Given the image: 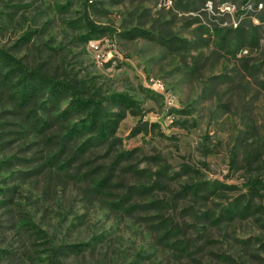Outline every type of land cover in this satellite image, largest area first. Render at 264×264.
<instances>
[{
  "label": "rangeland",
  "instance_id": "1",
  "mask_svg": "<svg viewBox=\"0 0 264 264\" xmlns=\"http://www.w3.org/2000/svg\"><path fill=\"white\" fill-rule=\"evenodd\" d=\"M189 2L92 0L112 32L91 38L84 0H0L1 47L86 97L140 105L76 153L92 136L68 141L84 119H57L71 98L22 111L0 78V264H49L79 244L63 264H264V191L246 187L264 181V26L242 0ZM141 123L150 132L133 136Z\"/></svg>",
  "mask_w": 264,
  "mask_h": 264
},
{
  "label": "trees",
  "instance_id": "2",
  "mask_svg": "<svg viewBox=\"0 0 264 264\" xmlns=\"http://www.w3.org/2000/svg\"><path fill=\"white\" fill-rule=\"evenodd\" d=\"M92 0H84V21L88 30L89 37L95 38L104 36L112 32L111 29L95 25L90 17L91 11H95V7L90 3ZM214 1V0H209ZM260 1V0H259ZM248 0H242V5L247 4ZM222 3L228 4V0H222ZM188 6L191 8L188 11H197L199 7L206 6V0H190ZM264 15V14H263ZM257 19L264 23V17L257 15ZM261 30V27L255 30ZM255 35V32H253ZM27 35L23 39L29 40ZM242 44H245V40ZM241 44V45H242ZM239 46V41L236 43ZM243 46V45H242ZM0 78L2 85L9 91V95L13 103L22 111H28L34 104L37 98L46 96V101L42 103L44 110L53 112L54 107L59 101L65 97L71 98L69 107L64 110L57 119L63 120L71 114H78L84 116L78 124L68 129V141L75 140L84 134H90L92 138L78 148L76 153H84L95 143L109 142L116 134L117 127L122 119H124L126 112L140 111V105L133 101L128 94L113 93L110 96L96 100L92 97H86L82 90V82L76 79L58 78L52 76L45 71L29 67L21 59H18L10 53L9 50L0 46ZM109 107H115L118 112L111 114L107 110ZM48 127L49 122L43 120L35 121V128L40 126ZM156 126H151V128ZM142 132L149 133L150 126L148 123H141L139 127L133 130V136ZM56 157H60V154ZM123 156L119 155L118 161ZM73 159L65 163L68 167ZM118 163H116L117 165ZM107 181L98 183L97 190H103L107 187ZM249 193L253 196H260L264 191V181L261 179L249 180L246 184ZM183 191L191 192L198 196L200 188H193L191 186L184 187ZM225 216L230 217L232 212L225 211ZM86 248V244L65 246V248H52L49 256V264H63V250L80 252Z\"/></svg>",
  "mask_w": 264,
  "mask_h": 264
},
{
  "label": "built area",
  "instance_id": "3",
  "mask_svg": "<svg viewBox=\"0 0 264 264\" xmlns=\"http://www.w3.org/2000/svg\"><path fill=\"white\" fill-rule=\"evenodd\" d=\"M227 11H230V7L226 8ZM264 0H248L247 4L242 5L240 8V13L242 17L247 16L250 12H253L256 15H260L264 11ZM263 11V12H262ZM256 23L264 26V23H260L261 21L256 18Z\"/></svg>",
  "mask_w": 264,
  "mask_h": 264
}]
</instances>
